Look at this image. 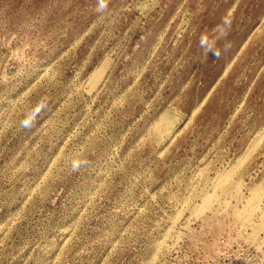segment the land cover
I'll return each mask as SVG.
<instances>
[{
	"label": "rangeland",
	"instance_id": "obj_1",
	"mask_svg": "<svg viewBox=\"0 0 264 264\" xmlns=\"http://www.w3.org/2000/svg\"><path fill=\"white\" fill-rule=\"evenodd\" d=\"M0 264H264V0H0Z\"/></svg>",
	"mask_w": 264,
	"mask_h": 264
},
{
	"label": "clouds",
	"instance_id": "obj_2",
	"mask_svg": "<svg viewBox=\"0 0 264 264\" xmlns=\"http://www.w3.org/2000/svg\"><path fill=\"white\" fill-rule=\"evenodd\" d=\"M201 45H202V47L206 48L207 52L212 54L213 56H217L218 57L220 55V52H219V50L216 47H211V48L207 47V44H206V42H205L203 37L201 38Z\"/></svg>",
	"mask_w": 264,
	"mask_h": 264
},
{
	"label": "bare ground",
	"instance_id": "obj_3",
	"mask_svg": "<svg viewBox=\"0 0 264 264\" xmlns=\"http://www.w3.org/2000/svg\"><path fill=\"white\" fill-rule=\"evenodd\" d=\"M169 127L170 126H168V124H166L165 126H163L162 127V132H166V133H168L169 132ZM222 178V176H220L218 179H221Z\"/></svg>",
	"mask_w": 264,
	"mask_h": 264
}]
</instances>
